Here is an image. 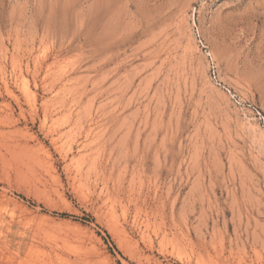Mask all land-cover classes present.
Wrapping results in <instances>:
<instances>
[{
  "label": "rangeland",
  "instance_id": "374dc122",
  "mask_svg": "<svg viewBox=\"0 0 264 264\" xmlns=\"http://www.w3.org/2000/svg\"><path fill=\"white\" fill-rule=\"evenodd\" d=\"M0 222V264H264V0H0Z\"/></svg>",
  "mask_w": 264,
  "mask_h": 264
},
{
  "label": "bare ground",
  "instance_id": "6f19581e",
  "mask_svg": "<svg viewBox=\"0 0 264 264\" xmlns=\"http://www.w3.org/2000/svg\"><path fill=\"white\" fill-rule=\"evenodd\" d=\"M45 86V85H44ZM55 87V86H54ZM1 223V222H0ZM33 250V249H32ZM36 254H38V253H36Z\"/></svg>",
  "mask_w": 264,
  "mask_h": 264
}]
</instances>
